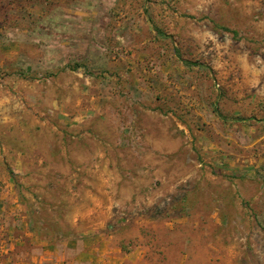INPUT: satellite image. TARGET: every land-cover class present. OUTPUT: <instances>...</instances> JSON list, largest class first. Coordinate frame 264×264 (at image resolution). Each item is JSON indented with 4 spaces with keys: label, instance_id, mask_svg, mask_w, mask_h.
I'll use <instances>...</instances> for the list:
<instances>
[{
    "label": "rangeland",
    "instance_id": "obj_1",
    "mask_svg": "<svg viewBox=\"0 0 264 264\" xmlns=\"http://www.w3.org/2000/svg\"><path fill=\"white\" fill-rule=\"evenodd\" d=\"M32 234L264 264V0H0V238Z\"/></svg>",
    "mask_w": 264,
    "mask_h": 264
},
{
    "label": "crops",
    "instance_id": "obj_2",
    "mask_svg": "<svg viewBox=\"0 0 264 264\" xmlns=\"http://www.w3.org/2000/svg\"><path fill=\"white\" fill-rule=\"evenodd\" d=\"M79 219L81 217L74 218L73 228L81 231L83 228ZM32 235V252H25L19 262L13 253L17 249L21 253L24 242L15 239L8 243L0 238V253L11 252L7 259H0V264H128L127 259L130 257V253L115 245L111 237L93 236L87 244V238L79 235L68 236L61 242H56V238L41 239L37 234Z\"/></svg>",
    "mask_w": 264,
    "mask_h": 264
},
{
    "label": "trees",
    "instance_id": "obj_3",
    "mask_svg": "<svg viewBox=\"0 0 264 264\" xmlns=\"http://www.w3.org/2000/svg\"><path fill=\"white\" fill-rule=\"evenodd\" d=\"M236 121H243V120H245L244 118H240V117H236V118H234Z\"/></svg>",
    "mask_w": 264,
    "mask_h": 264
}]
</instances>
